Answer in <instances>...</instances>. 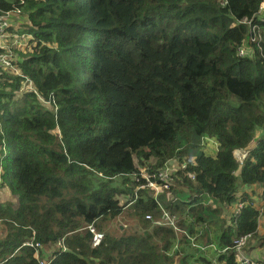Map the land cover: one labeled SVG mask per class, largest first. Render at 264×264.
Instances as JSON below:
<instances>
[{
    "label": "trees",
    "instance_id": "1",
    "mask_svg": "<svg viewBox=\"0 0 264 264\" xmlns=\"http://www.w3.org/2000/svg\"><path fill=\"white\" fill-rule=\"evenodd\" d=\"M262 2L0 0L32 37L15 63L35 89L0 81V188L15 198L0 202V264H207L212 247L211 263L236 264L245 235L264 258ZM173 160L186 166L167 190L143 186L139 167ZM165 212L175 226L154 224Z\"/></svg>",
    "mask_w": 264,
    "mask_h": 264
},
{
    "label": "built area",
    "instance_id": "2",
    "mask_svg": "<svg viewBox=\"0 0 264 264\" xmlns=\"http://www.w3.org/2000/svg\"><path fill=\"white\" fill-rule=\"evenodd\" d=\"M261 8L264 10V0L261 3ZM19 12L15 11H5L3 13H0V81L2 80L3 74L10 73L12 75H18L21 76V86L19 88V92L25 93V92H34L35 89L32 84V82L29 80L28 77L23 76L21 74L20 68L16 65V61L19 59L17 52L14 50H20L23 51L19 45H22V43L26 44L27 39H32L30 35H26L24 33L18 34L16 30L18 29L17 25L14 24L15 18L12 14H17ZM242 22H246V19H243ZM12 29V32L10 31ZM14 30V31H13ZM255 26L252 27V32H254ZM258 40V39H257ZM239 54L241 56L251 54L250 48L248 46H242L239 48ZM38 99H41L39 96H37ZM233 155L235 159L241 164L244 158L247 155L246 150H234ZM186 164L182 163L180 166L176 164L175 161L169 163V166L165 167L162 170L156 171V174L150 175L148 178H145L146 182L143 186L151 188L154 192V194H157L161 192L162 190H167L170 186V180L172 179V171L177 170L178 168H184ZM156 176V178L153 180V178ZM144 180V181H145ZM260 199L259 203L255 202L256 208L259 212L264 211V191L260 192ZM247 203V202H246ZM245 202H240L238 207L233 211V216H236L240 209L246 204ZM167 213H164L161 217L163 218L162 221L159 220L155 222V224H171L174 225L175 219L167 216ZM146 219H150V215L145 216ZM175 226V225H174ZM89 231L93 234L92 236V246H96L99 244L101 239L103 238V234L96 231L95 228L90 225L88 226ZM249 235L240 236L238 238H235L233 241L232 249L235 251L236 256V264H264V258L255 259L248 254H246L242 248L246 244L248 240ZM35 246H38L35 244ZM225 248L221 251L223 252ZM44 261V260H43ZM41 261V264H44V262ZM47 263V262H46Z\"/></svg>",
    "mask_w": 264,
    "mask_h": 264
},
{
    "label": "rangeland",
    "instance_id": "3",
    "mask_svg": "<svg viewBox=\"0 0 264 264\" xmlns=\"http://www.w3.org/2000/svg\"><path fill=\"white\" fill-rule=\"evenodd\" d=\"M13 15V17L14 18H16V20H15V24H18V25H21V18H23V16L22 15H16V14H12ZM15 24H13V25H15ZM19 47L23 50V51H25L26 50V44L25 43H22V45H19ZM15 51V50H14ZM10 75H12V74H10ZM214 141H213V139L212 138H210V137H203L202 138V142H201V145H202V147H201V150L203 151V152H205V153H207V154H210V155H213L214 153H215V151H216V146H214V143H213ZM173 161H175L176 162V164L178 165V166H180V163L178 162V161H176V160H173ZM182 164V163H181ZM184 164V163H183ZM139 169L141 170L140 171V176L141 177H143L144 178V180H145V178H148L150 175H152V174H156V172H154V173H152V174H149L148 173V168H142V167H139ZM176 171V169L175 170H173L172 171V179L170 180V184H173L174 183V172ZM156 178V176L153 178V180ZM117 180H120V179H117ZM134 180H137L138 181V179H136V178H134ZM145 182H146V180H145ZM121 183V182H120ZM114 185H116V186H118L119 185V183L117 182V181H115V183H114ZM256 188H257V190L260 192V190H259V186H256ZM5 201H10V202H12V203H15V198L13 197V196H11L8 192H7V190L5 189V188H0V202H5ZM165 213H167V212H165ZM162 217H160V219L159 220H161L162 221ZM149 220H151V216H150V219ZM159 220H157V221H159ZM124 221L126 222V220H125V218H123V216H119L118 218H116V219H114L113 221H112V223H110L109 224V229H110V231L113 233V234H115V235H119L120 234V231H122L124 228H125V223H124ZM157 221H155V222H157ZM155 222H154V224H155ZM217 223H218V220L216 221V222H214L212 225H211V227H213V226H215V225H217ZM135 225V224H134ZM259 226L261 227L259 230H263V226H264V217H261L260 219H259ZM210 227V228H211ZM119 232V233H118ZM101 233V232H100ZM248 241H252V242H254V239L252 238V239H250V240H248ZM251 242V243H252ZM217 246V245H216ZM218 247V246H217ZM245 247H247V244L244 246V248ZM214 249H215V247H212L211 249H209L208 251H207V255H206V258L207 259H209L210 260V263H207V264H219L217 261H215L214 263L212 262L211 263V260L213 259V255L214 254H216V252L214 251ZM248 249V248H247ZM254 253H256L257 254V256H260L261 254H260V251L258 250V251H254ZM188 264H203L201 261H195V260H193V259H189L188 260ZM205 264V263H204Z\"/></svg>",
    "mask_w": 264,
    "mask_h": 264
},
{
    "label": "clouds",
    "instance_id": "4",
    "mask_svg": "<svg viewBox=\"0 0 264 264\" xmlns=\"http://www.w3.org/2000/svg\"><path fill=\"white\" fill-rule=\"evenodd\" d=\"M236 150H239V149H236ZM239 163V162H238ZM241 165H242V163L240 164L239 163V167L241 168ZM252 188H253V190H254V192H257V188H256V186H252ZM246 190V189H245ZM261 191H263L262 189H261V187H260V192ZM260 192L258 191L257 192V194L255 195L254 194V196H253V198H254V200L257 202V203H259V199H260V197H261V195H260ZM60 246V245H59ZM61 247V246H60Z\"/></svg>",
    "mask_w": 264,
    "mask_h": 264
},
{
    "label": "bare ground",
    "instance_id": "5",
    "mask_svg": "<svg viewBox=\"0 0 264 264\" xmlns=\"http://www.w3.org/2000/svg\"><path fill=\"white\" fill-rule=\"evenodd\" d=\"M177 172V171H176Z\"/></svg>",
    "mask_w": 264,
    "mask_h": 264
}]
</instances>
